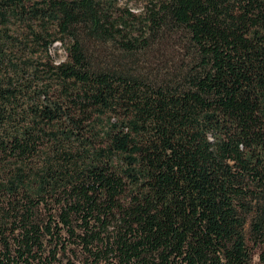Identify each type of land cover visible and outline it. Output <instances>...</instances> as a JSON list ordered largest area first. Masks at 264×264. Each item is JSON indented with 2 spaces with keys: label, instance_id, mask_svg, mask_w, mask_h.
I'll use <instances>...</instances> for the list:
<instances>
[{
  "label": "trees",
  "instance_id": "1",
  "mask_svg": "<svg viewBox=\"0 0 264 264\" xmlns=\"http://www.w3.org/2000/svg\"><path fill=\"white\" fill-rule=\"evenodd\" d=\"M0 264H264V0H0Z\"/></svg>",
  "mask_w": 264,
  "mask_h": 264
},
{
  "label": "rangeland",
  "instance_id": "2",
  "mask_svg": "<svg viewBox=\"0 0 264 264\" xmlns=\"http://www.w3.org/2000/svg\"><path fill=\"white\" fill-rule=\"evenodd\" d=\"M145 1L147 0H117V2L121 4V6H126L127 8L133 11H139L142 8ZM56 46L58 47V50H57L58 59H62L64 57V53L62 50L59 49L58 44H56ZM257 261H258V257L255 256L254 262H257Z\"/></svg>",
  "mask_w": 264,
  "mask_h": 264
}]
</instances>
